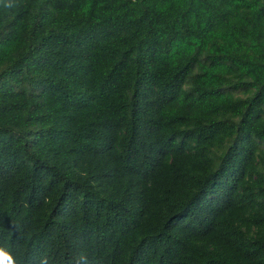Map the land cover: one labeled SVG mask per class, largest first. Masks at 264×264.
<instances>
[{"label": "trees", "instance_id": "obj_1", "mask_svg": "<svg viewBox=\"0 0 264 264\" xmlns=\"http://www.w3.org/2000/svg\"><path fill=\"white\" fill-rule=\"evenodd\" d=\"M0 247L264 264V0H0Z\"/></svg>", "mask_w": 264, "mask_h": 264}, {"label": "clouds", "instance_id": "obj_2", "mask_svg": "<svg viewBox=\"0 0 264 264\" xmlns=\"http://www.w3.org/2000/svg\"><path fill=\"white\" fill-rule=\"evenodd\" d=\"M80 260H86V257L81 254V256L77 258L78 264ZM0 264H17V259L9 250L0 247Z\"/></svg>", "mask_w": 264, "mask_h": 264}]
</instances>
